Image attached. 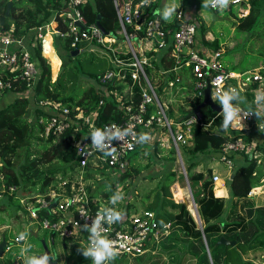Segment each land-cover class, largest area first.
<instances>
[{
	"label": "built area",
	"instance_id": "2783aa9c",
	"mask_svg": "<svg viewBox=\"0 0 264 264\" xmlns=\"http://www.w3.org/2000/svg\"><path fill=\"white\" fill-rule=\"evenodd\" d=\"M60 5L54 7V13L48 20L33 26V35H16L15 24L0 23V97L2 94L12 89L16 83L24 82L26 88L32 89L37 84L41 67L33 57L32 51L38 44L41 47V54H44V38L46 33L70 37V47L81 50V44L97 43V45L110 49V45L116 38L104 33L95 21H88L82 9L85 0H59ZM116 2V0H115ZM250 0H235L230 6H240L247 4ZM152 5V0L145 4L143 0H123L121 5L115 4L120 31L128 44L129 61L121 59L120 53L115 51L114 67L106 70L101 80L121 79L127 81L131 79L132 88L125 93L127 98H123L116 91H113L121 109L122 114L119 120H108L96 123L97 111L82 115L70 114L67 106H61L59 102L51 99H41L38 101L40 106L49 108V113L40 123L43 125V136L49 134H62L67 128L74 126L79 119L87 126L85 135L72 141L75 147L76 158L80 167L102 166L106 170H113L117 174L127 166V154L134 151L141 145L154 146L155 141L158 145L169 137L170 143L174 146L177 155H180V144H189L192 140V126L196 122L200 125L210 126L215 118L222 112L218 101H214L220 106V111L216 112L207 123L202 120L201 110L182 119L174 121L166 112V106L156 92L155 85L146 72V65L153 66L152 55L149 51L157 48L164 49L167 46L165 31L162 29V20L156 11L147 10ZM211 7V6H210ZM52 9V8H51ZM248 11L246 8L242 13ZM247 13V12H246ZM54 22V25H52ZM130 26L128 29L127 27ZM49 28V29H48ZM143 30L144 34L139 35L138 31ZM172 47L169 50L170 56L175 58V66H179L182 58L184 63L189 65L195 78L193 89L200 94L206 85V79L210 83L212 93L219 89L225 91L228 88H236L245 100L251 104H241L244 111L260 112V116L255 113L250 114L242 120V124L235 129H229L226 137L221 143L218 155L212 156V160L217 159L224 163L229 169L234 167V155H241L245 162L248 160L258 162L264 169V143L254 137L251 133L262 132L264 134V104L257 105L255 99L257 94H264V64L252 70L237 71L223 67L220 56V49L212 50L208 55L194 49L196 37V25L193 21L181 20L173 34ZM132 39L138 42V50L133 46ZM55 51L54 39L51 40ZM48 61V60H47ZM49 62V61H48ZM139 87L140 98L134 101L132 92L133 84ZM172 86V81L169 83ZM103 103L99 101L98 107ZM235 104L236 102L233 101ZM110 127V131H115L114 127L120 129L131 128L132 134L125 137L124 141L113 140L112 147L115 153L112 156H105L92 147L91 132L94 129H104ZM165 132L163 136L160 132ZM148 133L150 141L146 144L136 143V138L140 133ZM261 133V134H262ZM105 143H108L105 141ZM168 143V142H167ZM169 145V143H168ZM161 146V145H160ZM181 158V157H180ZM182 160V159H181ZM185 173V167H182ZM255 173V170L253 171ZM224 181L220 172L213 174L212 181ZM264 180V176L261 181ZM264 185V184H263ZM262 183L250 189L249 194L254 195L263 187ZM74 186V185H73ZM259 186V187H258ZM259 188V190H258ZM17 186L11 185L8 190L0 191V198L4 192L16 197L21 202L27 214L34 218L41 228L58 233L64 241H77L85 247L88 245L89 233L83 229V225L91 226L97 212L104 206L95 203L86 195V190L82 181H78L77 186L68 191L54 190L50 188L44 192H35L30 189L16 190ZM19 194V195H18ZM105 207H112L124 213L121 223L102 225L104 234L115 242L119 248V253L130 254L127 251L141 252L145 245L155 240L161 232L170 228V222L162 224L158 222L154 210L145 209L138 215L128 216L119 203L112 205L110 199L105 198ZM118 205V206H117ZM18 237V236H17ZM15 237V240H17ZM5 249H10L11 245L6 242ZM13 264H21L15 260Z\"/></svg>",
	"mask_w": 264,
	"mask_h": 264
},
{
	"label": "trees",
	"instance_id": "16d2710c",
	"mask_svg": "<svg viewBox=\"0 0 264 264\" xmlns=\"http://www.w3.org/2000/svg\"><path fill=\"white\" fill-rule=\"evenodd\" d=\"M7 1L8 0H6V2ZM18 1H23L28 4L29 9L26 11V17L23 16V14L14 15V13H12L14 3H12L10 7V16L13 17H6L5 25L10 24L7 22V20H13L16 26L15 34L24 36L28 33V38L33 35L32 32H27L28 28L33 25L36 26L41 24L44 20H48L52 13L51 8L58 7L60 5L59 0ZM99 2L100 7L97 9L88 6L82 10L87 20L96 22L97 13H100V21L105 29L110 30V25L114 24L115 22L116 31L117 29L120 30L113 3L111 2L110 9L108 0H99ZM2 3H4V0H0V15L4 13L6 5V3L5 5ZM153 7L154 6L151 5L147 8V10L150 11V15H153ZM240 8H242L243 11L248 8L249 11L245 16H252V14L257 13L253 17H259L261 15V12L259 11L260 9L264 13V0H250L248 5L242 4ZM110 17L113 19H110ZM127 28L129 29L130 26ZM162 29L165 31L167 46L164 49L157 48L155 50H151L148 54L152 55L153 66L156 67L160 73H162V77L159 78V80L162 85H165L159 86L164 89V87L168 86L172 81L171 87L173 90H171L173 95L182 96L187 84H192L193 88L195 78L192 74L190 66L183 62L185 58H182L179 62V66L174 69V66L176 65L175 58L170 56L169 50L172 47V38L170 37V34H173V31L176 29V27L168 30L166 27H164L162 22ZM138 34L143 35L144 31L139 30ZM54 39L55 47L60 52L63 59L67 57L68 60H71L76 58V56L79 54L80 51L74 56L70 55V51L73 48L70 47L69 36L63 37L57 34L54 35ZM116 42L117 40L115 43ZM214 42L215 41H213V43ZM91 45H97V43L94 42L91 43L90 46ZM32 54L41 67L40 78L35 87L32 88V95L34 96L35 101L38 102L41 99H51L53 101L59 102L61 106H67L69 108L71 115H75L80 111L75 109L77 106H79L81 109L82 115H86L92 112V110H95L98 114L96 123H101L102 121H108L111 119L119 120L122 111L118 107V103L113 91H116L119 95H122L123 98H127L125 93L128 91L129 83H131V79L129 77L127 78V81H123L119 78L102 81L101 78L105 71L100 74L89 72V74L92 75L96 81L95 85L92 88L90 87L88 90H86L79 99L72 103L71 97L66 95V87L64 84L65 72H63L62 68L66 69V67H62L57 78L52 80L50 64L41 54V47L39 44L33 48ZM76 69L77 71H83V67H81L79 63ZM155 77V75L151 76V81H153L152 78ZM15 87L26 88L24 82L22 81L16 83L13 88ZM138 90L139 87L136 85V83H134L132 92L134 101H138L140 98ZM196 93L200 95L198 92ZM100 100H103V103L98 107ZM161 101L164 102L163 100ZM199 102L200 101H197L194 106L186 105L188 106L187 112L193 109ZM23 112L24 106L22 104H16L10 108H4L0 110V170L3 173V178L0 180V191L8 190L9 186L12 184L17 185L20 188L31 189L33 191L43 192L48 190L54 187L56 183V180L54 179L55 172L62 171V166H67L69 169L68 173L63 175L64 178L71 176V173H73L75 169L76 174L79 175L80 166L78 165L79 163L76 158L75 147L72 144V141L77 140L80 136L85 135L87 132V126L82 122L81 119L78 120L79 123L77 122L74 126L67 128L62 132V134H49L46 137L44 136V138H46L44 139V146L46 143L52 145L51 154L46 160L50 161L52 158L56 157V167L52 168L48 166L46 170H36L29 175L25 174L28 172L27 168H23L22 171L20 168L15 169L11 158L12 152L19 148L25 140H27V144V142L29 143L32 139L43 137L36 134L34 132V128L27 124L26 119L23 116ZM201 113L204 123H207L212 116L216 115V111L210 112V110H208L206 107H203V109L201 108ZM207 113H212V115L208 117ZM185 114H181L180 116L176 115V120L182 116H185ZM35 125H37L38 131L42 133V123L37 122ZM221 125L222 122L218 120V117L215 118L210 126L200 125L199 122H196L192 126L193 136L191 142L188 145L184 144L185 154L182 153L180 148L181 158H185L188 163L186 166L188 176L192 177L193 182L190 183V186L193 196H195L194 199H196L195 201L198 206V213L202 220V230L196 228L197 226L195 220L184 202H174L173 200L166 199L161 196L160 190H157L155 197L157 200L160 198L158 207H162L165 203H170L172 207L170 210L165 212H161L153 208L151 209L156 213V217L160 224L166 221L170 222V229L167 233L162 231L158 244H155V241H151L150 246L152 245V249L153 247L158 248L161 246L164 249L167 248L176 251L178 248L173 244V242L176 243V240L179 239V236H177L179 235L177 234V225H180L182 226L183 234H192L195 240L199 239V243L201 233L203 232L205 234L207 238V246L209 247V253L207 255L205 249H203L201 255H198L201 264H255L250 259L244 258L243 254L249 250L264 249V203H257L253 198V196L256 194H249L250 189L254 186H257L259 184V180L261 181L262 175L264 173L263 170L260 169L262 175L259 178V172H257V169L255 168L256 164L253 161L244 162L243 165L233 168V176L231 178L227 177L225 179L226 190L228 192L226 202L220 197L215 196L210 190L212 187V182L209 183L207 178V174H210V167H206L205 170L200 172L195 170L199 164H207V161L211 160L212 156L219 154L221 143L226 137V132L222 130ZM156 142L157 141H155L152 153L159 154L160 148H158L159 145ZM146 146L147 145H141L139 147L141 149H146ZM29 154L30 152L27 150L25 152L26 159L29 158ZM162 155L163 157H167L173 161L175 160V157L177 158L175 149H172V151L167 156H165L166 154ZM36 161V158L34 160L31 159L28 160L26 164H32L33 166ZM83 168L81 180H84L85 182L88 181V184L85 186L87 191L93 197H98L101 194L105 195L107 196L106 199L109 198L111 192H113L116 187H120V185L125 183L129 177H132L134 172L136 174L138 171V169L135 167H126L118 174H115L113 179H107L101 183L95 179V175L98 173H104L103 169H93L87 165ZM254 170L255 173H253ZM65 171L66 170L64 169V172ZM175 178V173L173 171H171L165 178L164 188L166 192H168L167 189L169 187V183L176 180ZM92 182L95 187L93 190H90ZM2 186L5 188L1 189ZM109 186H111V191L108 190ZM67 189L69 190V186H67ZM175 192L181 191L177 189ZM4 194H7L8 199L11 202L10 206H13V210L16 211L18 209L14 206L16 198L7 192H4ZM260 194H264V191ZM208 196L210 197V200L207 199ZM240 199L242 200L238 206ZM241 207H244V213L240 211L239 208ZM176 208H178V212H176ZM221 235L227 239H234L235 243H217V239ZM183 241L186 251L191 252L190 244L189 250L187 248V240ZM199 247H202V244L199 245ZM183 256L184 255L179 253V258H177L176 262L174 263L179 264V260H181Z\"/></svg>",
	"mask_w": 264,
	"mask_h": 264
},
{
	"label": "rangeland",
	"instance_id": "374dc122",
	"mask_svg": "<svg viewBox=\"0 0 264 264\" xmlns=\"http://www.w3.org/2000/svg\"><path fill=\"white\" fill-rule=\"evenodd\" d=\"M13 1L14 7L12 13H14V15L23 14V16L26 17V11L27 9H29L28 4L23 1ZM108 1L110 7L112 0ZM5 3L6 0H4V3L2 4L5 5ZM89 6L93 7L94 9H97L98 7H100V2L99 0L93 1ZM54 9L55 8L51 9V15L54 13ZM207 9L208 12L205 15L204 21H208L211 23V25L208 23L210 25L209 33L216 36L219 39V43L221 42L222 54L220 56V61L223 67L227 69L243 71L252 70L264 64V13L263 11H261V9L259 10L261 12V15L259 17H253L257 13L252 14V16H245L248 11L246 10L242 14V8H240L239 11L236 5L231 6V8L226 9L223 12L213 11V9L210 7H207ZM239 13L241 14V16L239 15ZM110 19L113 18L110 17ZM7 22L14 23L13 20H7ZM53 23L54 22H52V25H54ZM33 26H30L27 32H31ZM110 26V30H108L110 31L109 35L114 36L117 40L116 43L114 42L110 45V49L100 45L90 46V44L83 42L82 44H84L85 48L80 50L76 58L71 60H68L67 57L63 59L60 52L56 49L58 56L61 59V64L59 65L60 68L58 66L56 72L53 71L54 65H52L50 58H47V60H49L50 62L49 64L52 80L57 78V76L61 72L60 69L62 67H66V69L62 68L63 72H65L64 84L66 87V95L71 97L72 103L79 99L86 90H88L90 87L92 88L95 85L96 81L92 77V75L89 74V72L100 74L105 70L115 68L113 65V58L115 55H118L115 54V51L120 53L122 60H130L129 56H127L126 54L129 51V48L127 42L124 39L123 33L119 29H117L116 31L115 22ZM53 39L54 35L53 38L51 36V40ZM218 39L215 38L213 41H218ZM132 41L133 46L136 50H138V42L136 41V39H132ZM112 46L115 47V51L112 49ZM78 63L81 67H83V71H77L76 67ZM145 67L150 78L151 76H156L155 78H152V82L155 85L157 94L159 95L160 99L164 101L168 115L174 121L177 119L176 115L180 116L181 114H185L187 112L188 106L186 105L194 106L197 101H201L202 96L196 93V91L192 88V84H187V87L184 89V94L182 96H174L172 93L173 88L170 85L165 86L164 89H162L159 86L162 85L159 80V78L162 77V73H160V71L157 70L154 66L146 65ZM164 85L165 84H163L162 86ZM130 88H132V83H129L128 89ZM205 107L210 110V112H214L208 105H206ZM207 114L208 117L212 115V113ZM217 117L220 122L223 121V116L221 113ZM34 132L36 134H39L37 125H35L34 127ZM261 133L262 132L256 134L253 131L251 134L259 140H262V143H264V134ZM162 134H165V132L162 131ZM44 139H46L44 138V136L42 138L32 139L29 143L27 142L28 146H25L27 141L25 140L19 148L12 152L11 158L15 169L20 168L22 171L23 168H27L28 173L26 175H29L32 172H35L36 170H46L48 166L52 168L56 167V157L52 158V160L50 161L46 160L51 154L52 145L46 143V145L44 146ZM167 142L169 143V145ZM160 145L162 147L158 148H160L161 155L157 153H152L148 145L146 146V149H141L140 147H138L136 148L137 150H134L127 154L126 167H135L138 169V171L136 172V174L134 172L132 177H129L125 181V183L120 185V187H116L113 192H111L109 199L117 190H119L124 198L118 203L119 205H122V210H125L128 213V216L138 215L142 213L145 209L152 210L151 208L159 210L161 212H165L167 210H170L172 206L170 205V203H165L162 207H158V203H160V198L157 200L155 195L157 193V190H160L161 196H163L164 198L173 200L174 202H184L190 214L195 220L197 226L196 228L202 230V220L198 213V206L195 201L196 199H194L195 196H193L192 189L190 186V183L193 182L192 177H189L186 171V166L188 163L185 158H180V155H177V158L175 157L174 161L168 159L167 157H163L162 154H166L165 156H167L172 151V149H175L174 146H172V143H170L169 137L164 138V141L162 143L160 142ZM180 148L182 150V153L185 154L184 144H180ZM27 150L30 152L28 159L25 158V152ZM35 158L37 159V161L34 163L33 166L32 164H26L28 160H34ZM207 162L209 166L205 163L203 164V166L199 164L198 166L201 165L203 169L198 171L197 166L195 170L197 172H200L202 170H205L206 167H210V174H207L208 182H212V187L210 188V190L215 196L220 197L223 201L226 202L228 192L226 190L225 179L227 177H230V174L233 169H229L224 165L222 161L217 159L209 160ZM248 162H250V160H248ZM255 164V168L257 169V172H259L258 176L260 178V176L262 175L260 169H262L263 172L264 169L260 165V163L256 162ZM183 166L185 167V173L182 169ZM90 167L93 169H103L104 173H98L95 175V179L101 183L107 179H113L114 175L117 174L116 172H112L113 170H106L104 167L99 165L95 167ZM61 169L63 172H55L54 179L56 180V183L54 187H52L54 188V190L68 191L67 186L72 189L74 186H77L79 180L82 181L81 173L84 168L79 167L80 176L76 174L75 169L74 172L71 173L72 175L66 178H64L63 175L68 173V167L62 166ZM64 169L66 170L65 172ZM171 171L175 173L176 180L169 183V187L167 189L168 192H166L164 188V182L165 178ZM218 171L224 177L223 182L217 183L212 181L213 174ZM263 176L264 173L262 177ZM261 182L262 185L264 184V180H259L258 185H260ZM82 184L86 190V195L98 205L105 207V198L107 196L101 194L98 197H93L90 195V193L85 187L88 184V181L85 182L83 180ZM94 187L95 185L92 182L90 190H93ZM20 189L22 188L17 186L16 190L19 191ZM177 189H179L183 193V195L179 193H174ZM261 190H264V187H262ZM224 194L226 196H224ZM258 194H254L255 196H253V198L257 203L263 204L264 194ZM6 197H8L7 194H4L3 199ZM207 199L210 200V197L208 196ZM241 200L242 199H240V201L238 202V206L240 205ZM14 206L18 208L15 211L16 213H25V210H23V206L18 198L16 199ZM239 209L242 213H244V207H241ZM18 210L21 212H19ZM176 212H178V208H176ZM10 221H13V219H11ZM30 221L32 224H29ZM14 224L15 223H13L12 225ZM17 227L18 228L14 232L16 233L23 229L22 231L26 233L27 240L21 243H15L12 237L8 239V243L11 244V249L10 251H6V253H3L4 255L1 257V260L5 261V263L7 262L6 259L8 258L7 254L11 255L12 261L17 258V252H19L18 256H20L21 261L25 257L32 255H36L39 257L40 254L44 252V246L42 242L44 240L46 246L50 250L51 255L57 252L58 249L60 250V255L56 254L58 257L57 260L60 262V264H92L90 258L86 259L82 255L81 249L82 247H85L82 243L77 241L69 242L61 240V237L57 233L51 232L48 229L41 228L39 223L34 218H31L29 215H27V217H23ZM177 227V234H179L177 236H179V239L176 240V243L173 242V244L178 248L176 249V251L167 248L164 249L161 246L158 248L153 247L152 249V245L150 246L151 243L149 242L145 245L146 249H144L143 251H127L130 254L120 253L114 261L110 262V264H175L174 262H176L177 258H179V253L184 255L181 260H179V264H201L198 255H201L203 249H205L207 255L209 253V247L207 246V238L205 234L203 232L201 233L199 243V239L195 240L192 234H183L182 226L177 225ZM35 229H38L37 235H34L31 232V230ZM169 229H166L164 233L169 232ZM159 240L160 234L155 237L154 243L158 244ZM183 240H187L188 249L190 244L191 252L186 251V247L184 245ZM62 242H65L66 245L65 243L63 245ZM201 244L202 247H199V245ZM28 245H31L32 247L27 251H24V249H26ZM243 257L250 259L255 264H264V249L249 250L248 252L243 254Z\"/></svg>",
	"mask_w": 264,
	"mask_h": 264
},
{
	"label": "clouds",
	"instance_id": "9594fccd",
	"mask_svg": "<svg viewBox=\"0 0 264 264\" xmlns=\"http://www.w3.org/2000/svg\"><path fill=\"white\" fill-rule=\"evenodd\" d=\"M145 4L149 3V0H143ZM235 3V0H203V7L207 8L211 6L218 11L223 12L230 4ZM162 15V18L166 22H171L172 18L177 12L175 4L166 5L162 10H158ZM212 99L218 101V104L222 108L220 112L223 116L222 130L228 132L229 129H235L242 124V120L246 119L250 114L255 113L260 116V112L244 111L241 104L246 103V100L236 88H228L225 91H217L212 93ZM233 101L236 103L234 104ZM255 103L259 106L264 104V94H257ZM217 104V103H216ZM184 117V116H182ZM181 118V117H180ZM115 131H110V127L104 129H94L91 132V140L93 149L104 153L105 156H112L115 153V148L112 147L111 142L113 140L124 141L125 137L132 134V129L124 128L123 130L114 127ZM150 135L148 133H140L136 138V143L146 144L150 141ZM107 141L108 143H105ZM233 172V171H232ZM111 191V186L108 188ZM122 193L117 190L111 197L110 203L116 205L123 200ZM124 219V213L118 211L112 207H103L98 212L91 226L87 224L83 225V229L89 233L87 247H82V255L88 259L90 258L92 264H110L119 256V248L115 242L110 240L105 234L102 225L104 223L108 225L121 223ZM26 239V233H20L17 237L18 241H24ZM32 246L28 245L24 251H27ZM55 255L44 254L42 256H28L24 258V264H49L50 259L56 260Z\"/></svg>",
	"mask_w": 264,
	"mask_h": 264
},
{
	"label": "crops",
	"instance_id": "0c3cea01",
	"mask_svg": "<svg viewBox=\"0 0 264 264\" xmlns=\"http://www.w3.org/2000/svg\"><path fill=\"white\" fill-rule=\"evenodd\" d=\"M93 1H95V0H85L84 4L82 5V9L89 6ZM121 1H123V0H119V1L116 0V2H115V0H112L114 8H115V4L121 5V3H122ZM171 4L176 5L177 12L174 15V17L172 18L171 22H166L162 18V15L160 14V12L158 10H162L166 5H171ZM152 6H154L153 10L156 11V13L158 15H160V18L163 22L164 27H166V29H168V30H171L174 27H177L181 20L193 21L196 25V28H197V35L195 37V42H194L193 47L197 51L204 53L206 55H208V53H210L212 50H215V49H220L222 51V45H221V42L219 43V39L216 36L209 33V28H210L211 23L208 21L207 22L204 21L205 15L208 12V9L203 7V0H152ZM237 7L240 11L241 5L237 6ZM229 8H231V6H229L227 9H229ZM212 9H213V11H218L217 9H215V10H214V8H212ZM239 15L241 16L240 13H239ZM4 23H5V21H4ZM107 32H110V31L107 30ZM48 34H50V33H48ZM215 38L218 39V41H215L213 43V40ZM84 48H85L84 44H81V50ZM54 52L56 53L57 58L60 59L58 57V53H57L56 48H55ZM46 57L49 58L48 56H46ZM113 60H114V58H113ZM59 68H60V66H59ZM110 69H108V70H110ZM16 104H22L24 106L23 116L25 117L27 124H29L30 127H33V128L35 127V124L37 122L40 123V121L43 118H45V116H47V114L49 112L48 107L40 106L38 104V102L34 100V96L32 95V89H29V88H17V87H15V88H12L10 90L5 91L2 94V96L0 97V110L4 109V108H10ZM249 104H251V102H249V100H246L245 105L247 106ZM41 109H42V111H41ZM75 109L80 110L77 113L82 114L79 106H77ZM38 135L43 136L41 132H39ZM160 135L163 136L164 134H162V132H160ZM44 142H45V140H44ZM25 146H28V143ZM148 146L150 147V150L153 152L154 146H150V145H148ZM159 147H162V146L159 145ZM234 161H235L234 168L239 167L241 164H243L245 162L244 159L242 158V156H238V155L234 156ZM0 164H1V162H0ZM207 165L209 166V164H207ZM202 166H203V164H202ZM202 166L201 165L198 166V171L203 169ZM27 173H25V174H27ZM2 178H3V173L0 170V180ZM2 184H3V182H2ZM12 185H15V184H12ZM3 188H5V187L2 186L1 189H3ZM24 189L25 188H22L20 190H24ZM35 192H42V191H35ZM174 193H177V194L179 193V194L183 195V193H181V192H174ZM258 193H260V192H258ZM225 194H224V196H226ZM14 198H16V197H14ZM10 204H11V202L9 201L8 197H6L4 199L2 197L0 199V241L4 238L6 240V242L8 243V239L10 237H12V239L15 243H21V242H24L25 240H27V236H26V239L24 241H16L15 237L19 236L20 233L23 232L22 231L23 229L16 232V233L14 231L18 228L17 225L19 224L20 220L23 217H27L28 214H27V212L22 213L24 215L16 213L15 210H13V206H10ZM19 212H21V211H19ZM10 218L13 219V221H10L11 220ZM13 223H15L14 224L15 227H14V225H12ZM29 224H32L31 221L29 222ZM31 232L34 235H37L38 229L31 230ZM71 242H73V241H71ZM64 243L65 242H62L63 245H64ZM65 245H66V243H65ZM10 249L7 250V249H5V247H3L1 254H0V264H13L15 260H20V256H18L19 252L16 253L17 258L16 259L14 258L15 260L11 261V255H9V254H7L8 258L6 259V261H7L6 263H5V261L1 260V257L4 255L3 253H6V251H10ZM55 253L57 255H60V250L58 249L57 252H55ZM40 256H42V254H40ZM57 259H58V257H57ZM21 262H22L21 264H24V259H22ZM57 264H60V262L58 260H57Z\"/></svg>",
	"mask_w": 264,
	"mask_h": 264
},
{
	"label": "water",
	"instance_id": "95a60500",
	"mask_svg": "<svg viewBox=\"0 0 264 264\" xmlns=\"http://www.w3.org/2000/svg\"><path fill=\"white\" fill-rule=\"evenodd\" d=\"M14 1L13 0H8L6 2V5H5V10H4V13L0 15V23L3 24L4 21H5V18L6 17H13V16H10V7L12 5ZM100 13H97V17H96V24L101 28V30L106 33L107 30L104 28V26L102 25L101 21H100ZM79 52L78 48H73L71 51H70V55H76L77 53ZM200 95L202 96V99L201 101L193 108L191 109L190 111H188L186 114H185V117H188L194 113H196L197 111H200L201 108L205 107L206 105H208L212 111H216V112H219L220 111V106L218 104H216L212 97H211V90H210V83L208 82V80L206 79V85L205 87L200 91ZM182 118H180L179 120H181ZM233 176V172H231L230 174V177ZM43 242V246H44V252L42 253V255L44 254H48L50 256H52L50 254V251L48 250L46 244L44 241ZM217 243H227V244H234L235 243V240L234 239H227L226 237H224L223 235H221L218 239H217ZM6 245V240L3 238L1 241H0V254H1V251L3 249V247ZM53 255H56V253H54ZM49 264H57V258L55 261H52L50 259L49 261Z\"/></svg>",
	"mask_w": 264,
	"mask_h": 264
},
{
	"label": "bare ground",
	"instance_id": "6f19581e",
	"mask_svg": "<svg viewBox=\"0 0 264 264\" xmlns=\"http://www.w3.org/2000/svg\"><path fill=\"white\" fill-rule=\"evenodd\" d=\"M44 54L50 58L52 65H54L53 71L56 72L58 66L61 64V59L57 58V55L54 52L53 45L51 43V35L48 33L45 34V38H44ZM216 182L218 183L221 181L218 180ZM263 187H264V185H263Z\"/></svg>",
	"mask_w": 264,
	"mask_h": 264
}]
</instances>
